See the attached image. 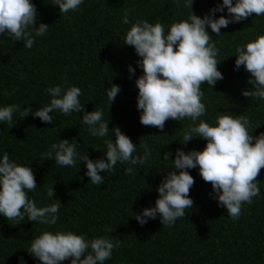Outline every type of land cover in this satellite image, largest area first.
<instances>
[{
    "label": "trees",
    "instance_id": "16d2710c",
    "mask_svg": "<svg viewBox=\"0 0 264 264\" xmlns=\"http://www.w3.org/2000/svg\"><path fill=\"white\" fill-rule=\"evenodd\" d=\"M33 2L40 17L36 26L47 23L49 30L36 38L31 49L6 34L0 37V105L18 103L36 109L50 101L48 87L67 80L82 89L80 101L85 110L103 108L110 128L119 126L137 145L141 138L147 141L153 155L148 164L136 166L134 175L125 173V165H118L116 172L105 174L104 184L98 186L85 175L83 162L81 166L61 167L52 159L40 157L51 143L74 137L82 154L92 159L103 156L94 147H105L103 140L87 131L81 122L83 112L70 116L53 113L52 124L31 114L23 118L16 113L12 125L0 124V153H9L21 164H31L34 170L38 187L29 197L38 205H47L52 202L47 189L53 186L55 197L61 201L54 226L27 217L9 221L0 214V264H19L20 257L27 264H41L25 247L45 229L119 239L120 247L105 264H264V168L257 177L262 181L261 195L243 205L239 220H232L227 209L210 197L212 185L201 178L198 168L189 170L195 179L190 189L194 206L172 227L164 226L159 218L141 226L132 215L142 206L155 204L157 186L169 170L164 166L172 163L170 158L164 159L165 153L171 152L174 159L178 148L203 150L207 141L193 137L187 145L181 143L191 124L187 118L183 122L169 119L163 130L140 123L135 81L143 70L136 64L140 58L134 46L122 39L131 25H122L121 21L128 10L133 22H161L167 30L177 20L186 19L190 10L176 0H85L79 11L61 15L49 0ZM218 2L222 0H194L193 11L203 16ZM222 14L227 15V11L217 13V18ZM208 30L220 50L218 67L224 79L214 89L207 82L202 85V102L207 107L202 119L211 123L218 111L244 114L253 127L260 124L253 130L259 135L264 132V102L242 95L243 89L251 87L247 83L249 73L243 67L235 70L236 55L231 54L237 45L264 34V16L253 13L242 22L230 23L221 29V36L210 27ZM129 65L136 68L134 75L129 73ZM112 84L119 85L121 91L109 108L105 88ZM64 264H71V259Z\"/></svg>",
    "mask_w": 264,
    "mask_h": 264
},
{
    "label": "clouds",
    "instance_id": "9594fccd",
    "mask_svg": "<svg viewBox=\"0 0 264 264\" xmlns=\"http://www.w3.org/2000/svg\"><path fill=\"white\" fill-rule=\"evenodd\" d=\"M49 2L58 6L61 15H67L79 11L85 0ZM176 3L188 8L189 15L169 25L167 30L161 22L152 23L147 19L133 22L128 10L121 21L122 25H131L122 39L126 45L134 46L140 58L136 64L143 70L135 81L139 90L137 110L142 125L160 130L169 119L183 122L187 118L191 124L184 131L181 143L187 145L193 137L203 138L207 143L203 150L178 148L174 159L171 152L165 153L164 159L170 158L172 163L164 166L169 170L157 186L159 196L155 204L142 206L132 215L141 226L159 218L164 226L172 227L194 206L190 189L195 179L189 170L198 168L201 178L212 185L210 197L227 209L232 220H239L243 205L251 204L254 197L261 195L262 181L257 177L264 168V132L254 135L253 130L260 124L253 127L244 114L218 111L211 123L202 119L207 113L202 102L205 94L202 85L207 82L208 87L214 89L217 82L224 79L218 67L220 50L208 28L221 36V29L230 23L242 22L253 13L264 16V0H222L203 16L193 11L194 0H176ZM225 10L227 15L217 18L216 14ZM39 19L33 0H0V37L6 34L14 41H22L24 48L31 49L36 38L43 37L49 30L47 23L36 26ZM231 55H236L235 70L243 67L249 73L247 83L251 87L243 89L242 95L264 102V34L237 45ZM135 72L136 68L129 65V73L134 75ZM105 89L110 108L121 88L112 84ZM47 93L50 101L36 109L18 103L0 105V124L12 125L16 113L23 118L31 114L52 124L53 113L70 116L73 112H83L81 122L91 136L103 140L105 147L94 146L103 156L92 159L89 154L81 153L75 137L59 139L40 156L42 160L52 159L61 167L81 166L83 162L85 175L92 184L99 186L104 184L105 174L115 173L118 165H125V173L134 175L136 166L146 165L152 158V148L147 141L141 138L137 145L119 126L109 127L103 108L85 110L79 86L69 85L65 80L63 84L48 87ZM37 187L31 164H21L9 153H0V214L9 221H24L27 217L42 225H56L61 201L55 197L52 186L47 189V197L52 202L38 205L29 197ZM106 231L111 232V229ZM120 245L119 239L108 235L88 238L86 234L71 230L45 229L25 249L41 264H64L69 259L71 264H105ZM19 264H27L24 257L19 258Z\"/></svg>",
    "mask_w": 264,
    "mask_h": 264
}]
</instances>
